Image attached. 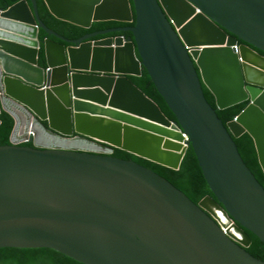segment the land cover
Returning <instances> with one entry per match:
<instances>
[{"label":"water","instance_id":"obj_1","mask_svg":"<svg viewBox=\"0 0 264 264\" xmlns=\"http://www.w3.org/2000/svg\"><path fill=\"white\" fill-rule=\"evenodd\" d=\"M44 2L85 29L135 25L70 40L42 22L36 0L0 9V114L14 119L0 145V249L85 264H264L246 249L248 231L264 242V186L234 140L252 136L264 173V0ZM144 68L177 120L129 78ZM245 101L225 124L218 109ZM189 146L215 194L199 203L113 155L180 169Z\"/></svg>","mask_w":264,"mask_h":264},{"label":"trees","instance_id":"obj_2","mask_svg":"<svg viewBox=\"0 0 264 264\" xmlns=\"http://www.w3.org/2000/svg\"><path fill=\"white\" fill-rule=\"evenodd\" d=\"M21 0H0V9L7 10L9 7L18 3ZM39 16L42 22L51 30L55 31L57 34L70 39H79L89 33L112 29L117 27L134 26L135 16L132 23H123L118 21H105V22H95L92 24L91 28L85 29L83 27L74 25L72 23L60 20L53 16L44 0H36ZM116 35H126V37H132L130 32L128 33H117L111 34L109 36ZM47 34L40 30L39 39L44 41ZM53 40L58 41L55 37H50ZM264 55V53H262ZM41 61L44 59L43 48L39 53ZM129 78L133 83L138 85L145 93L154 99L166 113V115L177 120L176 114L170 108L164 96L159 91L156 86L152 76L149 71L145 68L141 76L130 75ZM206 96L208 100L217 107L216 99L213 93L208 87L205 86ZM247 101L230 106L225 109H218L219 116L224 120L225 124L232 120L235 115L239 114L243 108L247 105ZM0 145L8 144L11 132L14 127L13 117L2 111L0 114ZM237 143L239 152L241 153L245 163L255 174L257 179L264 186V173L259 163L258 154L254 139L252 136L245 132L240 137H234ZM114 156L136 160L137 162L154 169L161 175L172 181L177 187L186 192L195 202L199 203L204 197L208 195L215 196L212 191L209 182L205 176L204 170L200 164L198 155L193 146H189L186 156L182 162L180 169H173L171 167L165 166L163 164L151 161L149 159L143 158L131 152L123 149L115 148L113 152ZM252 243L247 247V251L254 255L255 257L264 260V242L260 240L258 236L254 233L248 231ZM0 264H85L72 257L49 248H37V249H24V248H2L0 249Z\"/></svg>","mask_w":264,"mask_h":264},{"label":"built area","instance_id":"obj_3","mask_svg":"<svg viewBox=\"0 0 264 264\" xmlns=\"http://www.w3.org/2000/svg\"><path fill=\"white\" fill-rule=\"evenodd\" d=\"M184 135H185V141H184V143L186 144L187 143V141H189V135L187 134V133H185L184 132Z\"/></svg>","mask_w":264,"mask_h":264}]
</instances>
